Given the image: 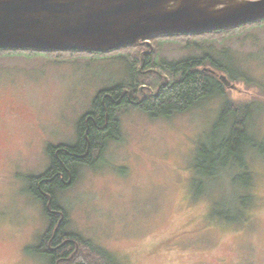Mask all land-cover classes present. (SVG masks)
<instances>
[{"label":"rangeland","instance_id":"1","mask_svg":"<svg viewBox=\"0 0 264 264\" xmlns=\"http://www.w3.org/2000/svg\"><path fill=\"white\" fill-rule=\"evenodd\" d=\"M230 31L157 35L108 53L0 52V114L16 107L0 119V264H50L34 251L48 220L23 192L24 180L47 166L48 145L75 142L97 93L128 87L141 70L145 84L136 96L149 95L156 80H167L162 66L205 55L212 59L203 66L224 75L225 94L169 118L118 108L117 138L57 195L64 228L83 256L89 243L119 264H264V156L248 151L242 182L227 169L198 187L193 166L228 100L249 105L247 130L264 141V21ZM141 52L156 65L142 70ZM240 196L249 200L245 208Z\"/></svg>","mask_w":264,"mask_h":264},{"label":"trees","instance_id":"2","mask_svg":"<svg viewBox=\"0 0 264 264\" xmlns=\"http://www.w3.org/2000/svg\"><path fill=\"white\" fill-rule=\"evenodd\" d=\"M263 21L264 19L238 27L243 28L249 25L258 26ZM233 28L206 33L226 34L231 32L230 29ZM206 33L192 35L198 36ZM186 36L188 35L175 34L170 37ZM144 42L145 41H142L141 43ZM141 43L130 46H140ZM185 45L187 46L189 44L186 43ZM130 46H126V48ZM123 48L125 49V47ZM21 50L24 49H3L0 50V52H19ZM29 50L42 51L33 49ZM49 53L66 54L67 56H70L96 52L49 51ZM140 55L142 57V70L156 65V62L152 61L153 59L149 58L148 54L141 52ZM208 58L212 59L209 55L203 57H187L177 62L169 63L166 66H162V69L167 75V80L160 82L156 80V90L149 93V95L142 97L136 96L140 93V88H144L142 85L145 84L142 79L139 80L137 78L142 75L141 70H138L133 76L131 75L132 82L128 87L115 85L111 88L99 91L93 100L91 112L89 113L92 118L89 120V129L87 133L84 134V120L81 119V122L78 125V142L72 146H58L59 148L64 147L65 149L60 150L59 153L65 167L70 171H74L81 164H86V166L94 165L93 163L96 157H100L107 141L117 138L116 111L120 107L134 105L151 118H169L176 113H182L189 110L206 98L213 97L214 95H224L226 79L224 81L220 78V76H224L223 74L218 72L211 73L210 71L205 70L207 67H204L203 65L210 62ZM135 60L136 59L134 58L133 61ZM211 63L215 64L216 62L211 60ZM127 96L130 100L127 99ZM132 101L134 104L131 103ZM250 114L251 109L248 104H234L232 101H226L213 126L211 143L201 145L198 148L194 160L193 166L197 176L196 181L199 184L198 187L203 184L202 179L215 178L227 169H236L237 173L233 176V181L242 182V179H246L249 175L245 162L248 151L252 150L264 156V141L258 140L247 130ZM57 148L50 147L49 151H52L53 149L56 150ZM67 152L73 154L68 155ZM52 169L61 171L64 174L65 180L67 179V171L57 159H54ZM243 185L248 186V182H245ZM64 188L66 187L61 182V189L63 190ZM239 198L241 207L245 208L249 201L248 198L245 196H240ZM238 213L241 218L242 214L239 209ZM64 222L65 219L61 222V225L57 230V236L61 233L56 243L57 246L63 242L65 237L76 240V236L72 233H68V235L64 234V232H67L65 229L62 231V225ZM52 227L53 226L46 231L41 240L44 242V245H39L34 249L37 254L46 257L50 264H56L57 262L66 264H119L109 253L105 252L103 249L90 246L89 243L86 244L88 245V250L90 252L84 256L80 254L81 252L79 251V248L75 247L76 242L68 241L63 247L55 252L50 251L46 242L51 238Z\"/></svg>","mask_w":264,"mask_h":264},{"label":"water","instance_id":"3","mask_svg":"<svg viewBox=\"0 0 264 264\" xmlns=\"http://www.w3.org/2000/svg\"><path fill=\"white\" fill-rule=\"evenodd\" d=\"M263 19L264 0H0V50L104 53Z\"/></svg>","mask_w":264,"mask_h":264},{"label":"flooded vegetation","instance_id":"4","mask_svg":"<svg viewBox=\"0 0 264 264\" xmlns=\"http://www.w3.org/2000/svg\"><path fill=\"white\" fill-rule=\"evenodd\" d=\"M127 99L130 100L128 96H127ZM131 103H133V101ZM1 110L3 112L2 114H0V119H3L8 116H13L16 114V107L12 104L5 106V109L3 108ZM90 112H91V108L87 112H85L84 115L81 117V119L84 120V126H85L84 134H86L89 129V120L92 118L91 114H89ZM76 131H77V134H76V140L74 143L72 144L62 143V144H58L57 146L50 144L46 147V155H47V160H48L47 166H45L44 169L39 173L26 176L24 180V187L22 189L25 194L27 193L28 195H31V197L34 200H36L38 206L41 208L44 219L48 220L47 230H49L51 226H53L51 229L52 230L51 238H49V240L46 242L48 249L52 252H55L56 250L63 247L68 241L74 242V243L76 242V240L73 238L65 237L63 239V242L60 243L59 246H57L56 244L59 236L61 235L60 233V235L58 234L57 236V230L59 226L61 225V222L64 219H66V216H67L66 212L64 211L62 206L59 204L58 199H57L58 193L62 191L61 182L64 184L66 188L70 187L77 179L78 168L82 166H86V164H81L74 171H70L65 167L64 162H62L61 160L62 158L59 156L60 150H65L64 147L59 148L58 147L59 145L72 146L78 142V133H79L78 127L76 128ZM50 147L51 148L58 147V148L56 150L53 149L52 151L51 150L49 151ZM67 154L72 155L73 153L67 152ZM54 159H57L58 161H60L63 168H65V170L67 171L66 180L64 178V174L61 171H58L57 169L56 170L52 169V164H53ZM64 225H65V222L62 225V231L65 229ZM64 234L68 235V232H64ZM39 245L43 246L44 242L42 241L41 243L38 244V246Z\"/></svg>","mask_w":264,"mask_h":264}]
</instances>
